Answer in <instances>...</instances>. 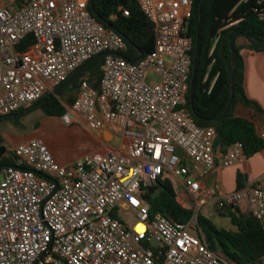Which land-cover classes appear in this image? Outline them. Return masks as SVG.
<instances>
[{
	"label": "built area",
	"instance_id": "obj_1",
	"mask_svg": "<svg viewBox=\"0 0 264 264\" xmlns=\"http://www.w3.org/2000/svg\"><path fill=\"white\" fill-rule=\"evenodd\" d=\"M135 1L155 39L134 63L121 55L124 39L91 16L89 0H0V117L54 94L101 56L98 89L82 81L60 120L121 140L68 166L39 139L11 150L16 165L0 171V264H230L208 247L198 217L246 201L264 227L261 181L222 195L202 186L247 158L239 143L215 150V129L188 115L192 0ZM159 179L192 209L188 222L150 215L143 194Z\"/></svg>",
	"mask_w": 264,
	"mask_h": 264
},
{
	"label": "trees",
	"instance_id": "obj_2",
	"mask_svg": "<svg viewBox=\"0 0 264 264\" xmlns=\"http://www.w3.org/2000/svg\"><path fill=\"white\" fill-rule=\"evenodd\" d=\"M25 1L18 0V3ZM88 10L105 29L114 30L124 39L127 51L121 55L126 60L134 62L139 54L145 57L154 51V25L135 0H89ZM185 34L192 41L186 94L188 115L198 126L215 129V150L224 153L239 143L247 159L263 151L264 140L253 123L235 116L234 108L240 104L264 116L260 105L245 95L240 55L242 49L264 52V0H192V14ZM233 35L236 39L231 52L229 40ZM239 39H244L245 44L237 46ZM31 43L29 37L17 49L23 51ZM102 63L101 56L86 62L54 94H47L30 108L39 107L48 116L61 117L65 108L58 97L64 95L66 103L72 104L77 95H72L73 90L84 80L98 89ZM233 69L236 74L231 80ZM17 113L0 117V120ZM15 165L16 157L0 137V171ZM242 181L243 175L237 172L236 190L242 188ZM143 198L149 204L151 216L160 213L178 223H186L192 216V209L179 202L168 179H159L146 187ZM215 215L227 218L232 229L218 227L210 219L199 216L198 226L208 247L230 264H264V227L260 221L251 213H242L238 207L216 211Z\"/></svg>",
	"mask_w": 264,
	"mask_h": 264
},
{
	"label": "rangeland",
	"instance_id": "obj_3",
	"mask_svg": "<svg viewBox=\"0 0 264 264\" xmlns=\"http://www.w3.org/2000/svg\"><path fill=\"white\" fill-rule=\"evenodd\" d=\"M153 80L156 81L157 78L153 77ZM77 92L78 89L73 90L72 95ZM58 98L60 102L66 101L64 95H60ZM30 106L24 108L25 112H19L11 118L0 120V137L7 149L31 139H39L47 146L60 166L71 165L98 151L99 145L93 135L80 125L66 126L61 122L60 117L48 116L39 107L30 108ZM110 143L113 146H118L119 137L115 136ZM239 206L242 213L247 212V208L243 207L242 203ZM205 216L218 227H231L227 218H220L216 215Z\"/></svg>",
	"mask_w": 264,
	"mask_h": 264
},
{
	"label": "crops",
	"instance_id": "obj_4",
	"mask_svg": "<svg viewBox=\"0 0 264 264\" xmlns=\"http://www.w3.org/2000/svg\"><path fill=\"white\" fill-rule=\"evenodd\" d=\"M243 44H245L244 39L236 41L237 46ZM240 55L243 63V87L245 95L250 100L258 103L264 111V52L253 53L248 49H242ZM61 104L63 107L69 105L66 101H61ZM234 114L237 117L251 121L258 135L264 133V116L261 114L240 104L235 105ZM105 133L103 135L92 134L99 145L97 152L105 153L114 151L121 146L120 138L119 145L113 146L110 142L115 136L112 137L110 133ZM13 148L9 150L11 151ZM237 172L243 175L242 188L256 181L264 183V150L248 158L246 162L242 164L216 170L212 175L206 177L202 181V186L210 187L213 185L217 195L233 192L236 190ZM241 203L243 207L247 208L246 213H248L249 209L247 202L243 201ZM239 207L240 206H238V208ZM228 229H232V226Z\"/></svg>",
	"mask_w": 264,
	"mask_h": 264
},
{
	"label": "water",
	"instance_id": "obj_5",
	"mask_svg": "<svg viewBox=\"0 0 264 264\" xmlns=\"http://www.w3.org/2000/svg\"><path fill=\"white\" fill-rule=\"evenodd\" d=\"M235 39H236V35H233V36L230 38V40H229V47H230V51H231V52H233V50H234ZM141 57H142V54H139V58H138V59H140ZM135 62H137V60L134 61V63H135ZM235 74H236V71H235V69H233V70H232V74H231V80L234 79ZM232 92H233V89H231V93H232ZM231 99H232V97H231ZM105 134H106V133H105Z\"/></svg>",
	"mask_w": 264,
	"mask_h": 264
}]
</instances>
